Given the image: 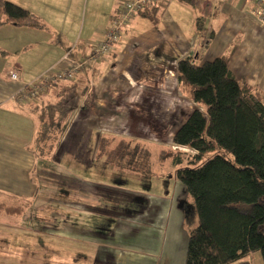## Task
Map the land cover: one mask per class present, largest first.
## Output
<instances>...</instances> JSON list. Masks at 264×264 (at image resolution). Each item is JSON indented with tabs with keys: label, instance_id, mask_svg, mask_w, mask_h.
<instances>
[{
	"label": "rangeland",
	"instance_id": "obj_1",
	"mask_svg": "<svg viewBox=\"0 0 264 264\" xmlns=\"http://www.w3.org/2000/svg\"><path fill=\"white\" fill-rule=\"evenodd\" d=\"M170 2L167 10L161 9L162 14L154 32L162 40L169 39V48L177 51L184 48L185 54L181 58L201 63L236 49L241 53L251 41L255 49L256 45L264 49V30L254 25L245 15L250 10L249 3L243 7L244 13H239L236 10L237 2L231 4L230 0H207L205 4L195 0L192 5L180 0ZM216 11L219 12L217 18L213 16ZM201 18L203 29L200 31L198 25ZM251 26L256 35L260 36L255 41L248 35ZM178 28L184 31L183 45H180L181 41L173 45L171 38H168ZM148 31V28H139L133 36L140 38ZM191 34L198 37V42L189 40ZM16 56L21 57V53L17 52ZM143 58L138 59L136 69H133L132 64L126 65L127 70L118 68V72L113 73V80L125 83L123 72L130 71L132 80L137 84L154 86L152 91L136 88L132 94L137 97L147 95L151 101H147L146 105L137 98L129 116L122 115L117 119L108 116L114 105L106 102L103 107H98V119L102 127L114 130L106 134L141 142L150 150L152 176L123 173L96 161L95 157L88 162L92 165L88 166L85 164L87 157L82 159L71 155L69 151L70 154L65 155L61 152L57 155L53 153L50 156L53 162L44 159L49 164L41 172L39 194L30 199L32 203L25 208L23 215L11 216L0 212V227L3 224V227L9 228L6 240L3 239L8 244V257L0 259V262L33 264L22 258L25 249L43 258L45 264H80L78 260L72 263L68 261L64 251L55 255V261H52L48 257L52 254L48 249L57 247L62 250L71 245L91 252L96 244L108 247L142 243L148 238L147 234L152 239L168 235L171 243H175L174 252L186 256L189 231L195 227L197 219L194 216L193 199L175 177L176 170L186 163L175 165L171 153L174 150L173 137L176 131L196 106L191 99L190 88L180 84L175 77L176 60L169 62L175 65L163 64L166 73L162 74L164 68L161 66L156 70L140 65V61L151 65L155 57L150 56L145 61ZM118 59L108 63L112 65ZM260 69L262 73L258 83L263 91L258 89L264 93V64H261ZM236 77L242 78L237 74ZM73 92L70 96L74 97ZM68 100L71 107L76 106L74 98ZM82 125L86 126V123ZM61 127L65 132L63 124ZM77 128L81 127L74 123L72 132ZM180 150L192 154L186 149ZM165 152L167 155L162 157ZM0 202L21 205L25 201L22 198L0 196ZM160 214H165L163 230L160 231L162 234L157 229H149L146 222ZM67 224L72 228H67ZM68 229L72 231H66ZM234 264H264V261L261 253L257 252Z\"/></svg>",
	"mask_w": 264,
	"mask_h": 264
},
{
	"label": "crops",
	"instance_id": "obj_2",
	"mask_svg": "<svg viewBox=\"0 0 264 264\" xmlns=\"http://www.w3.org/2000/svg\"><path fill=\"white\" fill-rule=\"evenodd\" d=\"M9 1L38 16L46 25L44 29L13 25L0 27V196L32 199L39 194L41 172L46 168L47 163L49 164V160L53 162L51 157L46 159L47 162L37 158L32 151L37 131L43 123H58L61 126L63 124L66 128L54 151L55 155L61 152L64 155L71 153L82 159L87 157L85 164L92 165L88 162L95 157L99 138L114 131L100 125L98 107H103L109 102L114 105L108 112L110 118L117 119L122 115L128 117L137 98L143 100L146 105L151 101L147 95L137 97L132 92L136 88L148 91L154 89L152 85L134 82L130 71L123 72L125 83H116L113 80V73L118 72V68L127 70L126 65L130 64L136 69L137 61L142 57L144 61L150 56L155 59L151 65L145 62L142 64L140 61L141 67L147 65L157 70L159 66L163 67V64L175 65L169 63L170 60L178 62L180 56H184L185 49L177 51L169 48V45L167 46L169 39L162 40L155 35L157 23L139 15L124 28L118 43L102 59L89 63L71 81L50 84L37 100L21 103L18 94L25 86L45 75L65 71L73 60H86L91 54V46L104 41L112 16L124 2L132 0ZM234 1L237 2L236 10L242 13L246 2L230 0V3L234 4ZM170 3L162 6L161 9L167 10ZM201 3H207V0H201ZM249 7L250 10L245 15L254 25L264 30V26L260 25L250 13L253 5L249 3ZM213 16L217 18L219 12H214ZM139 28H148L149 31L143 37L135 38L133 34ZM256 34L251 26L248 35L255 41L260 38ZM168 38H171L173 45L177 41H181L180 45H183L184 31L181 28L175 29ZM189 40L198 42V37L191 34ZM252 43V41L248 42L241 53L236 49L214 59L228 56V66L235 77L236 74L241 75L242 78L239 80H245L251 86L261 89L258 82L262 73L260 66L264 64V49L258 45L255 49ZM17 52L21 53V57L16 56ZM67 55L69 57L66 58ZM116 58H119L117 62L112 65L108 63ZM163 68L162 74L166 73L165 67ZM12 72L17 74V80L10 78ZM155 88L158 89V86L155 85ZM72 91L74 97L70 96ZM73 98V101L77 102L76 106L71 107L68 99ZM81 122L86 123V126ZM74 123L81 128L72 132ZM164 217L165 214H160L158 217L155 215L151 220L146 221L148 228L157 229L159 234H162L160 231L163 230ZM70 224H67V228H72ZM1 225L0 259L3 260L8 257L9 248L4 241L8 236L9 228ZM147 235L148 238L142 243L125 246L115 244L108 247L96 244L91 252L83 248H73L71 245H67L68 247L62 250L55 247L48 249L52 253L48 257L55 261V255L58 256L64 251L68 261L72 263L78 260L80 264L185 263L186 256L183 257V253L179 256L174 252L175 243H171L172 240L168 235L165 238L160 236L153 239L149 234ZM62 238L71 240L64 236ZM22 258L32 261L33 264H45V260L31 250L24 249ZM0 264L4 263L0 262Z\"/></svg>",
	"mask_w": 264,
	"mask_h": 264
},
{
	"label": "trees",
	"instance_id": "obj_3",
	"mask_svg": "<svg viewBox=\"0 0 264 264\" xmlns=\"http://www.w3.org/2000/svg\"><path fill=\"white\" fill-rule=\"evenodd\" d=\"M161 14V8L153 7L140 15L158 23ZM5 25L46 28L30 11L0 0V27ZM228 62L222 56L176 64L175 77L190 88L196 106L176 131L171 153L175 165L186 163L175 177L193 199L197 219L184 264H234L257 252L264 261V93L237 79ZM63 133L60 124L43 123L33 145L35 156L49 158ZM95 160L123 173L152 176L150 150L123 136L101 135ZM22 199L21 205L0 202V212L23 215L32 201Z\"/></svg>",
	"mask_w": 264,
	"mask_h": 264
},
{
	"label": "built area",
	"instance_id": "obj_4",
	"mask_svg": "<svg viewBox=\"0 0 264 264\" xmlns=\"http://www.w3.org/2000/svg\"><path fill=\"white\" fill-rule=\"evenodd\" d=\"M170 1L171 0H132L124 2L112 16L110 26L105 33L104 41L91 46V54L86 60H73L71 65L65 71L45 75L38 81L25 86L18 94L19 101L21 103H29L32 99L42 94L50 84L58 81L73 80L85 66L89 65L91 62L99 61L113 49L120 40L124 28L127 27L135 17L153 7L161 8ZM243 1L253 5L250 11L251 15L260 25L264 26V0ZM67 57L69 56L67 55L66 58ZM10 78L12 80H17V74L12 72Z\"/></svg>",
	"mask_w": 264,
	"mask_h": 264
}]
</instances>
